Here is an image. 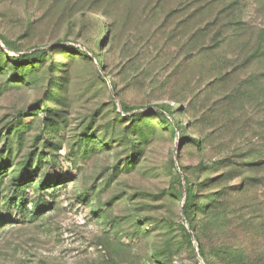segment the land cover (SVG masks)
Here are the masks:
<instances>
[{"label":"rangeland","instance_id":"374dc122","mask_svg":"<svg viewBox=\"0 0 264 264\" xmlns=\"http://www.w3.org/2000/svg\"><path fill=\"white\" fill-rule=\"evenodd\" d=\"M0 264H264V0H0Z\"/></svg>","mask_w":264,"mask_h":264},{"label":"trees","instance_id":"16d2710c","mask_svg":"<svg viewBox=\"0 0 264 264\" xmlns=\"http://www.w3.org/2000/svg\"><path fill=\"white\" fill-rule=\"evenodd\" d=\"M95 4H96L95 2H92L90 7H93ZM91 9H93V8H91ZM61 49L66 50V51L70 50L69 47H63ZM45 53L46 52L43 50H36L33 53L22 54V55H19L18 57H11L9 61L13 63L14 67H23V66H32L33 67L34 64L43 62L42 59H43ZM77 53L85 56V54L83 52H81L80 50H77ZM28 71L30 73L31 70L28 69ZM31 73H32V71H31ZM28 81H30L31 83H34V79L28 78ZM159 110H160L159 112L155 113L156 117L164 118V113L168 114L166 112L165 108H159ZM123 111L126 113L130 112L127 109H124ZM143 118L144 117L141 114H135V115H131L130 117H128V120L131 123L137 122V127L139 129L140 125H138V121L140 120V122H141ZM15 182L18 183V181H15ZM187 185L188 184L186 183L185 197H184V202H183V206H182L184 215L186 216V220H187V216H189L190 212L193 211V203L191 202V199L195 197V195H193L191 193V189ZM189 230H190V232H193L192 227H190ZM185 235L187 238H190L189 233L185 232ZM173 247L174 246H172L171 244H166L164 248L157 249L156 252L158 253V256L161 257L163 260L172 261L173 254H174L173 253V249H174ZM199 254L203 257V252L201 249H199Z\"/></svg>","mask_w":264,"mask_h":264}]
</instances>
